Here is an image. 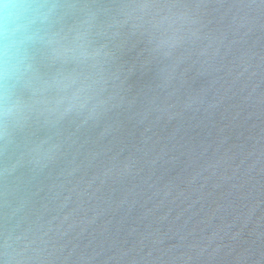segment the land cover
<instances>
[{
    "label": "water",
    "instance_id": "water-1",
    "mask_svg": "<svg viewBox=\"0 0 264 264\" xmlns=\"http://www.w3.org/2000/svg\"><path fill=\"white\" fill-rule=\"evenodd\" d=\"M68 3L100 82L0 152V264H264V0Z\"/></svg>",
    "mask_w": 264,
    "mask_h": 264
},
{
    "label": "clouds",
    "instance_id": "clouds-1",
    "mask_svg": "<svg viewBox=\"0 0 264 264\" xmlns=\"http://www.w3.org/2000/svg\"><path fill=\"white\" fill-rule=\"evenodd\" d=\"M68 0H0V152L41 117L89 111L101 73L90 22L70 25ZM38 158L41 148L33 149ZM14 167V166H13Z\"/></svg>",
    "mask_w": 264,
    "mask_h": 264
}]
</instances>
